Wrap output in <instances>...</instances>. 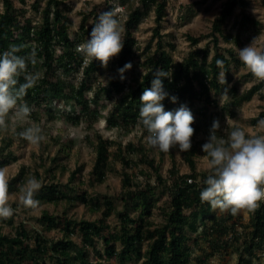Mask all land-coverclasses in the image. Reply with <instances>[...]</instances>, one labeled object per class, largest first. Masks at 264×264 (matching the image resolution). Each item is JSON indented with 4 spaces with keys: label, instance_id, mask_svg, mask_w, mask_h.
Here are the masks:
<instances>
[{
    "label": "trees",
    "instance_id": "obj_1",
    "mask_svg": "<svg viewBox=\"0 0 264 264\" xmlns=\"http://www.w3.org/2000/svg\"><path fill=\"white\" fill-rule=\"evenodd\" d=\"M18 1L20 6H14L13 0H1L0 111L10 115L12 111L5 107L6 104H18L32 120L38 121L43 115L49 120L60 116L72 126L83 122L89 131L100 114L93 104L102 94L105 99L113 101L105 118L108 129L129 132L137 127L143 137L149 136L156 142L177 136L176 122L166 117L174 103L178 108H198L208 122L202 123L206 139L182 145L189 172L180 174L172 159L165 177L160 173L159 162L147 154L141 143L128 141L111 152L110 148L115 145L112 141L103 139L96 132L93 139L85 137L95 153L90 171L91 185L105 182L112 157L123 168L145 166V170L137 171L144 180L133 179L136 175L126 171L121 173L120 210L111 198L90 195L80 188L81 166L69 171L64 185L41 182L25 189V200L59 205L62 211L57 215L42 209L37 219L41 228L31 231L21 222L13 227L12 234H4L0 228V264H109L107 259H114L113 264H189L190 244L197 246L200 238L206 246L199 247L201 254L194 258L195 264H207L214 254L224 259L232 251L238 254L237 264H253V259L258 258V250L264 249V194L261 199H256L252 209L249 198L243 199L242 194L251 197L254 185L258 190L264 188V150L261 149L264 140L254 139L252 142L254 155L249 166L224 164L218 160V135L212 115L207 114L216 104L211 93L230 96L225 108H231L228 111L231 116L236 107L250 101L254 95L264 98V45L244 75V78L256 77V83L238 93L236 85L228 87L218 81L220 73L229 76L232 66L247 63L239 59L234 48L240 45L246 33H259L261 29V22L247 11L250 0H223L209 32L187 36L194 48L179 62L171 56L172 44L159 33L166 0H120L123 33L120 40L110 43L114 52L112 78L107 84L97 83L96 88L88 85L85 79L101 68V60L97 53L86 57L80 46L85 38H89L94 48L102 45L105 27L114 29L117 22L116 15H112L113 7H108L90 24L81 23L74 30L67 18L64 0H43V5L39 4L40 0H34L30 9L38 17L35 22L33 17L25 16V1ZM90 12L93 13L91 10L82 15L83 21ZM149 12H153L156 25L147 45L141 49L132 34ZM219 38L230 47L220 48ZM205 39L208 40L207 46L197 48L196 45ZM153 41L154 48L151 46ZM209 44L213 53H210ZM140 49L142 59L138 60ZM136 65L139 68L134 76ZM61 68L80 70L83 78L77 85L60 79L58 70ZM86 92H91L90 98ZM69 102L74 110L70 113L63 110L57 114L52 110V106H66ZM151 111L155 112L154 116L150 115ZM260 120H264V110L251 119V123L255 125ZM198 130L193 123H188L183 132L193 137ZM12 135L24 141L31 137V132L27 130ZM12 135L0 139V169L16 159L11 150ZM37 141L40 145V140ZM71 145V140L59 144V155L49 159L56 165L45 169L48 177L55 179L57 171L66 170L57 161L67 156ZM221 145L229 146L228 143ZM196 154L210 161L208 171H197L193 159ZM134 156L138 157L133 159ZM23 174L22 169L2 185V190H21L16 184L21 182ZM34 176L40 179L37 172ZM162 196H166L165 201L157 205ZM218 198H224L226 203L222 206V213L215 215L211 213V207ZM75 204L98 213L99 218L90 221L67 217L66 210ZM236 207L249 211L247 226H239L240 231L237 226L241 217L233 211ZM154 209L161 217L158 223L151 220ZM110 216L116 217L118 222L114 229L107 223ZM8 223L13 226L12 219ZM54 228H58L59 238L44 235ZM191 232L193 239L189 235ZM76 234L81 238L80 243L72 239ZM96 240L104 246L102 253L95 247Z\"/></svg>",
    "mask_w": 264,
    "mask_h": 264
},
{
    "label": "rangeland",
    "instance_id": "obj_2",
    "mask_svg": "<svg viewBox=\"0 0 264 264\" xmlns=\"http://www.w3.org/2000/svg\"><path fill=\"white\" fill-rule=\"evenodd\" d=\"M24 9H26L25 16L33 17L34 22L38 21V17L30 9V5L34 0H24ZM120 0H64L67 7V18L71 22V27L74 30L84 23L88 25L96 17H101L102 14L108 9L113 7L112 15H116L117 22L114 23V29H108L105 27L102 33V45L94 48L89 42V38H85L84 43L80 46L81 51H84L86 57H91L94 53H97L101 60V68L86 78L85 81L88 85L96 88L97 83L107 84L112 78V56L113 49L111 48V42H117L121 39L123 33V17L121 16L122 8L119 6ZM223 0H166L164 8V16L159 24V33L166 36L165 40L170 42L173 46L171 56L175 61H181L186 57V54L193 49L190 42L187 39L188 35L197 36L199 34H206L209 32L212 20L219 12L220 4ZM250 5L247 11L257 18L261 22V29L259 33L249 32L246 33L241 39L240 45H236L234 51L238 55L241 61H246L245 65L238 64L232 66L229 76H225L220 73L218 81L225 83L228 87L232 85L237 86L238 93H242L248 89L252 84L257 82V78H244V75L250 70L253 61L258 53L261 51L264 45V0H250ZM14 6H20L18 0H13ZM40 5H43V0H40ZM3 9L2 2L0 0V12ZM88 18L83 21L82 15L88 13ZM94 14V15H93ZM154 14L149 12L147 16L140 22L133 37L137 41L138 47L141 49L147 45L152 29L155 27L153 21ZM231 21L227 23V28L230 26ZM234 33V30H232ZM208 44V40H201L196 47H205ZM154 41L151 46L154 48ZM219 47L222 49L230 47V44L219 38ZM210 53H213L212 45H208ZM141 49L137 52L138 60L142 59ZM227 56V54L225 53ZM138 66L134 67V76H137ZM58 77L65 81L77 85L83 75L80 70H65L61 68L58 70ZM131 77L128 76V79ZM264 91V86H263ZM88 98L91 96V92L85 93ZM212 97L216 99L215 106H211L208 111V115H212V121L215 124V132L218 135L216 145L219 147V161L224 164L235 165L236 167H247L251 164L254 149L252 148V142L254 139L261 141L264 140V120L258 121L255 125H252L251 119L256 118L257 115L264 110V98H260L258 95H254L250 101L242 103L239 107H236L233 115L231 116L228 111L229 107L225 108V103L229 100L230 96L226 93L215 95L211 93ZM92 105V104H90ZM95 109L99 110V116L97 122H95L92 128L87 131L85 124L82 122L79 126H72L65 120L64 117L55 116L52 120L47 119L45 115L39 117L38 121L32 120L26 116L23 110L19 109V105H7L6 108L12 111L9 115L7 112L0 111V139L7 135L14 133H25L30 130L31 137L28 140H21L14 137L11 150L16 156L15 161L9 165L0 169V228L4 234H12L13 227H16L18 223H23L28 231L41 228V224L38 222V217L42 209H47L51 213H59L62 211L61 206L37 204L35 200H25L23 191L31 186H38L41 182H58L64 185L67 182L69 171L75 167L81 166L79 173L80 188L86 190L88 194L98 197H109L114 201V204L118 210L121 209L122 203L120 199L121 181L123 171L128 174L136 175L138 181L144 180L143 176L138 174V169L145 170V166H138V168H123L121 163L115 161L113 157L110 159V170L106 173V180L101 184H90V171L94 162L95 153L89 139L85 137L94 138L93 134L96 132L102 136L103 139L112 141L115 143L110 148V151H115L118 145L121 147L124 143L132 141L134 143H141L145 146L146 152L149 156L160 164V173L165 177L167 171L171 166L172 159L174 160L176 167L180 174L189 172L188 166L183 158L182 145L184 144H196L206 139V134L202 129V123H207L205 117H203L198 108H178L174 103V106L167 112L166 117L176 122L175 128L177 129V136L170 138L164 142H156L149 136L143 137L140 129L137 127L125 132L122 129L114 128L108 129L106 127L105 118L113 106V101L105 99L102 94H99L96 104H93ZM93 109V108H92ZM52 110L55 113H61L65 110L70 113L73 110L72 102L63 106H52ZM155 112L151 111L150 115L154 116ZM42 115V114H41ZM188 123H193L199 130L196 135L189 136L183 132V129ZM247 137L248 139H244ZM40 140V145L37 140ZM72 141L71 148L68 150L67 156L58 163L66 167L64 172L57 171L55 179L48 177L45 169L53 167L56 164L50 162V158L58 154V148L60 143H67ZM59 143V144H58ZM221 143H228L229 146L224 147ZM237 145V146H236ZM264 150V145L261 147ZM161 152H163L161 157ZM59 155V154H58ZM62 155V154H61ZM138 156L132 157L136 159ZM161 157V158H160ZM194 162L196 169L199 172L208 171L211 168V163L207 157L200 154L194 156ZM56 162V163H57ZM24 171L21 177V182L16 184L21 190L6 191L2 190V185L10 179L16 177L21 171ZM40 175V179L34 176L35 173ZM24 179V180H22ZM152 179V176H151ZM153 180V179H152ZM76 183V181L74 182ZM258 186L254 185V191L251 192V197L242 194L243 199L249 198L250 208H254L257 198H262L264 194V188L257 189ZM166 196L160 197L157 205H161L165 201ZM226 203L224 198H218L215 200L211 207V213L219 215L222 213V206ZM33 206V207H32ZM234 213L240 215L241 219L238 222L237 229L241 230L242 226H247L249 220V211L244 208H234ZM188 214V212H186ZM66 216L72 217L76 220H96L99 218L98 213H92L85 209L80 204H75L66 210ZM12 219L13 226H10L8 220ZM151 220L156 223L160 222L161 217L157 210H153ZM107 223L111 229L117 227V219L114 216H110L107 219ZM240 226V227H239ZM44 235L48 238H59L60 232L58 228H54L48 232H44ZM193 239V233L189 234ZM72 239L76 243H80L81 238L78 235H73ZM206 243L200 238L198 245L190 244V262L189 264H195L194 258L201 254L199 247H205ZM95 247L97 251L102 253L104 246L99 240H96ZM93 253V252H92ZM106 255V254H105ZM104 255V256H105ZM258 258L253 259V264H264V249L257 252ZM107 259V256H106ZM238 254L232 251L224 259L219 254H214L207 264H237ZM109 264L114 263V259L108 260ZM47 264H53L48 262Z\"/></svg>",
    "mask_w": 264,
    "mask_h": 264
},
{
    "label": "built area",
    "instance_id": "obj_3",
    "mask_svg": "<svg viewBox=\"0 0 264 264\" xmlns=\"http://www.w3.org/2000/svg\"><path fill=\"white\" fill-rule=\"evenodd\" d=\"M190 182V181H189Z\"/></svg>",
    "mask_w": 264,
    "mask_h": 264
}]
</instances>
